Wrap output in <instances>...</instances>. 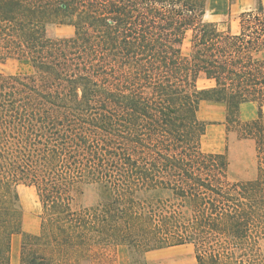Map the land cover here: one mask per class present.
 Segmentation results:
<instances>
[{"label": "trees", "instance_id": "1", "mask_svg": "<svg viewBox=\"0 0 264 264\" xmlns=\"http://www.w3.org/2000/svg\"><path fill=\"white\" fill-rule=\"evenodd\" d=\"M235 0H0V238L22 234L20 264H80L116 249L149 264L191 244L197 264H264V3ZM74 27L70 36L49 28ZM190 33L187 54L177 50ZM203 77L212 84L199 87ZM203 101L255 142L257 174L233 178L203 149ZM257 115L241 118L244 104ZM36 188L40 231L23 230L17 186ZM95 200L82 204L86 188Z\"/></svg>", "mask_w": 264, "mask_h": 264}, {"label": "rangeland", "instance_id": "2", "mask_svg": "<svg viewBox=\"0 0 264 264\" xmlns=\"http://www.w3.org/2000/svg\"><path fill=\"white\" fill-rule=\"evenodd\" d=\"M256 0H235L231 8L230 16L215 14L208 11L205 15L206 20L215 21L222 24L230 20L232 30L239 29L240 12L247 10L255 5ZM264 3V0H263ZM74 32V27L69 24H59L49 28V33L54 36H70ZM190 33L177 50L187 54L190 46ZM0 71L13 75L29 74L33 71L32 65L26 60L9 59L6 62L0 61ZM212 83L200 77L199 87H207ZM258 107L254 103L244 104L241 108V118L252 119L257 115ZM264 111V107H263ZM200 117L208 123L206 134L203 138L202 146L206 151L226 152L229 159V172L233 178L250 179L257 174V157L255 142L251 139H240L233 130H228L226 126V106L222 103L203 101L200 107ZM20 204L24 211L23 230L30 233H38L40 230V211L41 205L36 188L25 184L17 186ZM96 198V192L91 188H86L80 202L90 204ZM20 234L21 233H16ZM22 240V236H21ZM4 242L0 238V264H10V250L7 253ZM19 250V247H18ZM264 251V243H263ZM13 258V257H12ZM149 264H197L194 247L191 244L178 245L173 248L155 249L147 255ZM20 263V255L18 258ZM80 264H120L119 254L116 249L94 250L83 258Z\"/></svg>", "mask_w": 264, "mask_h": 264}, {"label": "crops", "instance_id": "3", "mask_svg": "<svg viewBox=\"0 0 264 264\" xmlns=\"http://www.w3.org/2000/svg\"><path fill=\"white\" fill-rule=\"evenodd\" d=\"M21 236L22 235L15 233L11 237V244H12L11 245V251H13V255H11V260L12 261H11L10 264H20L19 261H18V258H19V255H20V261H21V241H22L21 240ZM18 247H19V250H18ZM173 247H176V246H171V247H167V248H173ZM152 252H153V250L152 251H149L147 253V255H149Z\"/></svg>", "mask_w": 264, "mask_h": 264}]
</instances>
